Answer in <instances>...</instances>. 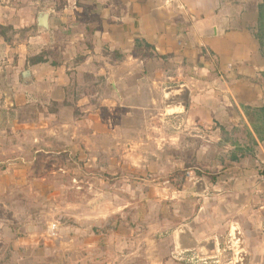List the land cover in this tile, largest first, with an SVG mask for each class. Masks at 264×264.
I'll return each instance as SVG.
<instances>
[{
  "label": "rangeland",
  "instance_id": "1",
  "mask_svg": "<svg viewBox=\"0 0 264 264\" xmlns=\"http://www.w3.org/2000/svg\"><path fill=\"white\" fill-rule=\"evenodd\" d=\"M254 32L263 36L258 24ZM41 75L35 104L0 110V264L243 262L239 243L216 259L179 243L199 214L200 180L216 179L199 152L224 154L228 132L221 145L209 131L200 138L201 128L184 121L185 98L146 86L120 93L118 83L72 73L71 108H43Z\"/></svg>",
  "mask_w": 264,
  "mask_h": 264
},
{
  "label": "crops",
  "instance_id": "2",
  "mask_svg": "<svg viewBox=\"0 0 264 264\" xmlns=\"http://www.w3.org/2000/svg\"><path fill=\"white\" fill-rule=\"evenodd\" d=\"M260 4L64 0L58 6L48 0H0V110L35 104L31 95L42 72L43 108L52 103L71 108V73L106 80L113 89L118 83L120 93L146 86L179 103L187 98L179 115L201 128L200 138L209 131L214 144H225V130L230 140L224 154L216 146L199 152L201 167L216 170V179L200 180L199 214L185 225L179 243L185 252L205 249L213 259L225 245L233 249L239 243L244 259L237 264H264V137L246 116L264 109V57L254 32ZM42 13L49 14L48 30L39 28ZM136 40L151 49L135 54ZM42 50L47 62L31 65ZM50 50L55 62L53 54L44 56Z\"/></svg>",
  "mask_w": 264,
  "mask_h": 264
},
{
  "label": "trees",
  "instance_id": "3",
  "mask_svg": "<svg viewBox=\"0 0 264 264\" xmlns=\"http://www.w3.org/2000/svg\"><path fill=\"white\" fill-rule=\"evenodd\" d=\"M258 28L259 31L263 33V36L260 37L259 35H256L257 40L259 41L260 47H261V52L262 48L264 47L263 40H264V3H262L259 7V20H258ZM151 48L150 46L141 40H136L135 41V54L137 55H144L142 52L143 50L149 51ZM264 57V56H263ZM47 61L42 57V56H37L29 61L31 65H36V64H43L46 63ZM264 77V75H263ZM264 85V82H263ZM247 119L252 125L253 129L259 135L261 138L264 137V109L259 110V111H254L250 112L247 111L246 113ZM233 161L238 160V156L235 155L232 158ZM215 181V179H213Z\"/></svg>",
  "mask_w": 264,
  "mask_h": 264
},
{
  "label": "water",
  "instance_id": "4",
  "mask_svg": "<svg viewBox=\"0 0 264 264\" xmlns=\"http://www.w3.org/2000/svg\"><path fill=\"white\" fill-rule=\"evenodd\" d=\"M48 19H49V14H47V13H42V14L39 15V17H38V25H39V28L41 30H48ZM23 78L27 82L31 78V72L30 71H26L23 74ZM185 105L186 104L184 103V106ZM241 257L243 258V256H241Z\"/></svg>",
  "mask_w": 264,
  "mask_h": 264
}]
</instances>
